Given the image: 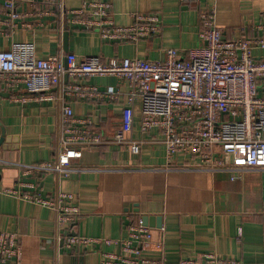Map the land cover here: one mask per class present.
Returning a JSON list of instances; mask_svg holds the SVG:
<instances>
[{"label": "crops", "instance_id": "1", "mask_svg": "<svg viewBox=\"0 0 264 264\" xmlns=\"http://www.w3.org/2000/svg\"><path fill=\"white\" fill-rule=\"evenodd\" d=\"M87 1H109L116 25L132 23L138 13L160 16V31L137 42L101 39L95 30L69 22V13L49 0H15L18 27L0 30V50L13 42H32L37 58L73 53L86 56L139 57L163 59L165 51L176 49L184 56L201 44L199 14L214 6L215 23L222 37L253 38L264 29V0H62L65 9ZM67 31V46L63 33ZM256 58H264V48H253ZM65 82H75L72 78ZM75 83L103 90L109 86L127 90L126 82L114 76H91ZM23 85L7 89L0 85V124L4 138L0 144V231L17 233L22 250L20 264H101L104 252H119L118 245L78 244L67 249L55 239L52 209L18 198L4 189L30 188L43 196L57 190L72 193L69 204L80 215L72 231L95 238H126L132 224L142 217L156 218L149 228L150 238L138 244L143 258L178 264L200 261L207 253L244 264L264 260V169L196 168L197 158L176 152L168 156L158 128L140 129V100L134 104L133 128L128 137L141 141L138 153L126 145L105 144L82 149L71 160L67 173L26 172L25 166L55 161L58 152L60 101L24 102ZM264 97V79L259 85ZM75 116L90 117L96 128L111 135L119 124L124 97L108 99H66ZM22 184V185H19ZM33 187V188H34ZM137 243H135L136 245Z\"/></svg>", "mask_w": 264, "mask_h": 264}, {"label": "built area", "instance_id": "2", "mask_svg": "<svg viewBox=\"0 0 264 264\" xmlns=\"http://www.w3.org/2000/svg\"><path fill=\"white\" fill-rule=\"evenodd\" d=\"M69 22L95 30L104 40L137 42L156 35L161 19L155 13H138L131 24L116 25L109 1H87L77 8L65 9ZM198 0H180L189 4ZM15 0H0V30L18 27L19 15ZM201 44L184 56L174 48L165 51L163 59L139 57L86 56L79 60L73 53L37 58L32 42H13L0 50V85L7 89L25 87L26 95L14 100L24 102L60 101L58 114V152L55 161L25 166L26 172L67 173L71 160L81 157L82 149L108 143L126 145L138 153L141 141L128 137L133 128L134 104L140 100V129L158 128L161 143L168 156L176 152L190 153L197 158L196 168L264 169V97L259 85L264 79V58H256L253 48H264V33L253 38H223L215 23L214 6L199 14ZM264 29V23L260 25ZM75 82L91 76H114L126 82L127 90L109 86L100 90L93 85ZM124 97L119 124L111 135L100 132L88 116H75L66 99H108ZM22 185V184H19ZM30 189H4L6 193L50 208L55 213V239L67 249L81 244L118 245L119 252H104L101 264H164L143 258L139 243L150 238L148 226L132 224L126 238L81 236L72 230L80 215L73 194L57 190L43 196ZM34 187V188H33ZM135 243H137L135 245ZM21 246L17 233L0 231V264H20ZM178 264H244L207 253L200 261L183 260ZM261 264H264V260Z\"/></svg>", "mask_w": 264, "mask_h": 264}, {"label": "water", "instance_id": "3", "mask_svg": "<svg viewBox=\"0 0 264 264\" xmlns=\"http://www.w3.org/2000/svg\"><path fill=\"white\" fill-rule=\"evenodd\" d=\"M68 33L67 31H64L63 33V44H64V47L66 48L67 46V36ZM65 79H67V76H65ZM3 138H4V129L2 128L1 124H0V144L1 142L3 141ZM156 218V224H160V217H155ZM154 217L152 216H149V215H144L142 217V220H143V224H152L153 223V220L155 219Z\"/></svg>", "mask_w": 264, "mask_h": 264}]
</instances>
